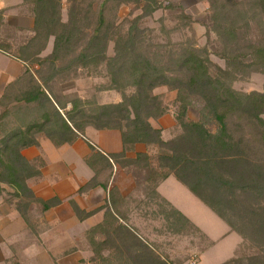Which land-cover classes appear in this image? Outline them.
<instances>
[{"label": "trees", "instance_id": "obj_1", "mask_svg": "<svg viewBox=\"0 0 264 264\" xmlns=\"http://www.w3.org/2000/svg\"><path fill=\"white\" fill-rule=\"evenodd\" d=\"M163 2L24 0L34 20L33 36L15 52L3 49L23 63V70L0 95V196L27 224L32 205L42 211L59 206L60 197L43 199L30 187V180L42 176L46 162L41 156L29 159L24 151L39 148L42 137L55 147L83 137L91 148L85 161L94 176L79 193L97 186L108 189L115 166L143 171L148 184L143 204L156 207L152 214L165 223V229L172 234L198 232L209 240L157 191L158 185L173 175L237 232L243 247L251 251L236 253L222 264H264V91L243 92L233 86L253 72L264 75V38L254 42L246 34L249 19L256 16L261 17L264 34V0H209L212 30L220 42L216 54L225 61V68L212 60L207 46L194 40H153L146 22ZM65 4L67 21L62 15ZM123 5L140 11L127 19L126 29L118 22V10ZM165 8L180 22L177 26L194 22L173 0H167ZM52 37V51L43 56ZM110 42L114 43L113 56L108 55ZM31 65L38 68L33 70ZM101 67L109 78L103 87L117 90L119 102L60 98L52 87V82L67 79L71 72L75 71V76L79 70L97 73ZM161 86L176 91L179 131L169 140H165L163 129L151 122L170 110L163 97L154 92ZM191 107H197V119L189 117ZM88 127L120 131L123 149L103 153L87 139ZM137 144L155 146L157 152H135ZM130 152L135 155L129 156ZM106 171L109 174L101 180ZM115 190H110L104 207L90 211L70 199L79 220L106 208L104 220L89 231L95 253L109 263L174 264L124 222L116 211L119 203ZM212 244L209 240L207 248ZM105 250L109 251L106 257L102 254Z\"/></svg>", "mask_w": 264, "mask_h": 264}, {"label": "rangeland", "instance_id": "obj_2", "mask_svg": "<svg viewBox=\"0 0 264 264\" xmlns=\"http://www.w3.org/2000/svg\"><path fill=\"white\" fill-rule=\"evenodd\" d=\"M163 1V7L157 10L146 22L152 30L153 40L159 42H166L169 38L174 42L194 40L200 46H207L211 52L212 60L225 68V61L216 54L220 48V42L212 30V9L209 0H173L175 3L180 4L188 15L193 17L194 22L189 26H177L180 22L174 18V14L169 9L165 8L167 0ZM236 1L250 3V0ZM139 13V10L134 11L130 5H123L118 10V22L126 29L128 26L127 19ZM62 15L63 20L67 21L66 4ZM249 22V28L246 31L248 38L254 42H262L264 34L261 17L250 18ZM33 24L34 20L30 8L24 4V0H0V51L4 52L3 49L10 52L17 51L18 47L24 45L33 36ZM53 41L54 38L52 37L47 49L42 54L43 56L52 51ZM114 54V43L110 42L108 55L113 56ZM31 68L35 70L38 66L31 65ZM108 83L109 78L106 70L101 67L97 73L79 70L75 76V71L71 72L67 79L52 82V87L60 98L63 96H78L85 100H95L100 104L119 102L121 94L117 90L103 87ZM233 86L236 90L243 92L254 90L262 92L264 91V75L253 72L250 77L235 81ZM154 92L161 95L170 108L169 112L165 114V128L162 127L165 140H169L179 131L175 121L177 111L174 102L176 91L161 86L156 88ZM198 115L197 107H191L189 117L197 119ZM151 121L156 124L155 121L157 120L151 119ZM44 140L48 139L42 137L41 141ZM32 148L24 151L25 156L29 159L41 156L47 165L45 154L40 152L42 146ZM34 151H38V155L33 156ZM147 151L154 155L157 152V147H148ZM45 166L42 168L40 178L29 181V185L36 196L49 199L54 196L60 197L58 193L60 195L67 194L65 193L67 185H57L54 181L56 178L51 181L45 178L43 173ZM108 174L109 171L104 172L100 179L104 180ZM144 179L145 174L143 171L137 169L126 170L115 166L108 189L97 186L88 192L79 193L80 186L75 192L77 193L76 197L75 193L66 199L60 197L62 203L47 211H42L38 205H32L29 223L27 224L23 219L22 229L17 230L8 226L7 218L10 217L12 211L17 213L18 211L6 202L3 196H0V212L8 213L7 217L1 219L4 222L0 225V264H117L114 261L112 263L104 262L103 258L97 252L95 253L90 241L89 231L104 220L106 208L98 210L94 214H97L96 217L90 218L94 216L92 215L88 217L90 219L79 220L70 204V199H75L80 207L87 211L104 207L109 201L110 190L112 189H116L114 198L116 197L119 203L116 211L123 217L124 222L136 228L163 258L167 259L168 257L174 264H222L230 257L232 258L234 246L237 244L232 237L220 241L207 250L209 240L216 241L222 229L213 220L214 215L212 213L214 212L201 200L194 197L176 178H174L175 181L187 192L177 188L170 190L176 198L184 202V206L190 212L189 214L195 220L202 222L207 229V231L204 229L207 234L200 229L209 240L202 238L200 233L193 231H190L189 234L169 233L164 227L165 223L152 214L156 207L143 204L146 200L145 193L148 185ZM6 188L10 190V188ZM54 192L56 194H53ZM42 195L51 196L45 198ZM101 217L100 222L95 224V220ZM97 238H100V236H97ZM238 239L242 241L240 235ZM242 244L243 242L240 244L241 246L237 247L238 250H235V254L251 253ZM102 254L106 257L109 251L105 250Z\"/></svg>", "mask_w": 264, "mask_h": 264}, {"label": "crops", "instance_id": "obj_3", "mask_svg": "<svg viewBox=\"0 0 264 264\" xmlns=\"http://www.w3.org/2000/svg\"><path fill=\"white\" fill-rule=\"evenodd\" d=\"M22 70H23V63L21 61L10 57L5 52L0 51V95L3 93L7 84L11 82L14 78L19 76ZM165 120L166 117L164 116L159 120L155 121L156 124L154 123L152 124L153 126L158 128H162V127L165 128V124H164ZM86 137L92 144H94L97 147V149H99L103 153H114V152H119L123 149L121 132L118 130H97L95 128L89 127L86 130ZM41 146L42 148L40 149V152L44 153L47 159V165L43 169L45 178L49 179V181L56 178L54 179V181L57 185H63V184L67 185L65 187V193L67 194L60 195L58 193V195L61 198L66 199L67 197L74 195V193L80 186L85 184L94 176V171L85 161L86 157L91 153V148L89 147L85 138L81 137L73 144H65L61 147H55L50 140H44L41 141ZM144 151H147V147L144 144L136 145L135 152H144ZM135 152H130L129 156H134ZM36 155H38V151L33 152V156ZM174 178L175 177L171 175L168 178H166L164 181H162L158 185L157 191L160 194H162L164 197H166L170 202H172L174 206L180 209L197 226H199V228H201L204 231V229L206 228L202 224V222H200L199 220H195L193 216L189 214L190 212L187 210V208L184 206V202L176 198V196L172 193L171 190L175 188L187 192L183 187H181L175 181ZM43 184L45 183L43 182ZM53 194H56V192H54ZM42 196L47 198L51 195H47V196L42 195ZM76 196L77 193H75V197ZM194 197L196 196L194 195ZM212 214L214 215L213 220H215L219 224V228L222 229V231L220 232L219 238L216 241L215 240L213 241L214 244L210 246V248L218 244L220 241L232 237L233 239H235V242L237 243L233 249V253L235 255V250L243 242V239L242 241H239L238 239L239 234H237L234 231H231L230 226L225 221H223L215 212ZM7 215H8L7 212L6 213L0 212V225L4 222L1 221V219L4 218L5 216L7 217ZM96 215L90 218L96 217ZM101 219L102 217L95 220L94 223L97 224L98 222H100ZM7 220H8L7 223H9L8 226L13 227L14 230L22 229L24 225V221H22L23 218L20 217L19 213H17L16 211H12L10 217H8ZM210 248H208L207 250H209Z\"/></svg>", "mask_w": 264, "mask_h": 264}]
</instances>
